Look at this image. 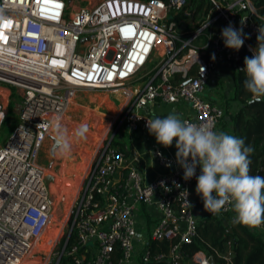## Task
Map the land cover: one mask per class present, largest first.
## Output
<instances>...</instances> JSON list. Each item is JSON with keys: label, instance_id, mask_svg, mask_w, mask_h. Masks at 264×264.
<instances>
[{"label": "built area", "instance_id": "2783aa9c", "mask_svg": "<svg viewBox=\"0 0 264 264\" xmlns=\"http://www.w3.org/2000/svg\"><path fill=\"white\" fill-rule=\"evenodd\" d=\"M205 1L203 13L192 0H0V128L5 87L23 92L17 124L0 144V264H142L151 259L150 241L174 240L167 259L179 264L178 245L194 241L202 215L233 220L231 204L212 214L199 196L197 207L199 166L184 180L176 155L163 147L153 158L165 175L147 182L130 167L114 181L131 147L112 141L117 133L147 131L150 104L183 103L192 113L184 120L218 131L223 112L204 97V87L220 61L241 70L240 51L252 54L249 40L264 15L253 0ZM229 24L247 37L238 51L224 47L221 30ZM79 89L110 96L118 108L115 129L89 167L65 235H49L55 176L40 165L39 152ZM151 207L157 216L141 235L136 215ZM247 228L264 238V224ZM228 252L214 253L230 264ZM204 256L199 251L191 260L210 264Z\"/></svg>", "mask_w": 264, "mask_h": 264}, {"label": "clouds", "instance_id": "9594fccd", "mask_svg": "<svg viewBox=\"0 0 264 264\" xmlns=\"http://www.w3.org/2000/svg\"><path fill=\"white\" fill-rule=\"evenodd\" d=\"M207 26L208 21L205 28ZM257 31L258 48H249L252 56L245 57L244 68L240 70L246 75L243 84L251 94L250 102L264 98V26ZM221 38L225 48L238 51L247 37L242 28H233L229 24L221 30ZM146 127L149 134L155 136L156 143L165 148L175 141L176 162L183 169L184 180L196 175L199 166L195 191L201 197L205 211L218 214L226 204H231L235 224L249 228L264 224V176L249 174V154L253 150L245 145L243 138L214 131V126L207 122L197 124L181 120L174 113L147 119ZM88 131L87 124H81L74 135L86 139ZM55 132L58 151L69 153L72 145L67 130L57 123ZM181 194L189 205L187 190Z\"/></svg>", "mask_w": 264, "mask_h": 264}, {"label": "rangeland", "instance_id": "374dc122", "mask_svg": "<svg viewBox=\"0 0 264 264\" xmlns=\"http://www.w3.org/2000/svg\"><path fill=\"white\" fill-rule=\"evenodd\" d=\"M5 88L6 91L2 93V96L6 106V116L4 118L6 122L0 128V144L17 124L23 94L21 89L13 86H6ZM115 106H117L116 103L111 100L107 93L77 90L75 99L66 114V120L61 125L69 134L72 145L71 151L67 154H61L57 147L53 148L52 138L56 139L55 128L50 137L44 142L39 152L38 161L51 177L55 176L50 188L55 210L48 231L49 235L58 231L65 235L73 201L77 195L81 194V189L84 188L85 176L89 171V167L92 169L101 152L102 144L105 143L106 138H109L115 129V125L111 126L117 115ZM81 124H87L88 126L89 131L86 134V139L74 135L75 129ZM123 137L122 135L118 139H123ZM124 138L126 139V137ZM47 239L43 243L47 242ZM202 252L205 254L204 260L211 256L204 251ZM228 254L227 251L226 255ZM191 264L199 263L191 262Z\"/></svg>", "mask_w": 264, "mask_h": 264}, {"label": "trees", "instance_id": "16d2710c", "mask_svg": "<svg viewBox=\"0 0 264 264\" xmlns=\"http://www.w3.org/2000/svg\"><path fill=\"white\" fill-rule=\"evenodd\" d=\"M197 11L206 12L209 4L205 0H192ZM257 10L264 15V0H253ZM254 49L256 38L249 40ZM252 54L244 47L240 51V66L244 68L245 57ZM246 75L240 70L234 73V100L241 104L235 115L231 117L232 134L244 139L245 145L253 150L249 154L251 161L250 175L264 176V98L258 102H250L251 94L244 88ZM6 122V119L4 120ZM3 122V124H4ZM2 124V125H3ZM114 145L120 143L114 140ZM197 207L201 204L200 197L196 196ZM224 223L227 226H224ZM177 241H150L147 249L151 259L142 264H171L167 259L171 247ZM199 251L213 256L219 264L222 259L215 255H226L230 251V264H264V238L249 231L246 226L235 224L229 217L202 215L197 224V236L191 244L178 245V263L191 264V259ZM164 255V260H155L154 256Z\"/></svg>", "mask_w": 264, "mask_h": 264}, {"label": "crops", "instance_id": "0c3cea01", "mask_svg": "<svg viewBox=\"0 0 264 264\" xmlns=\"http://www.w3.org/2000/svg\"><path fill=\"white\" fill-rule=\"evenodd\" d=\"M234 67L225 61H220L214 71L212 72L207 85L204 87V97L222 109L223 119L217 132L223 131L232 134L231 117L237 113L241 104L234 100ZM112 100V99H111ZM117 108V106H115ZM118 110V108H117ZM144 112L149 118L160 117L163 118L169 113H174L179 116L181 120L191 116V110L183 103L175 105H162L153 103L145 107ZM118 134L115 139L118 142ZM126 137V139L124 138ZM123 141L129 144L130 151L127 153L125 164L118 174L114 177V181H118L121 176L126 174L130 167L138 169L143 175L145 181L151 182L159 176L165 175L167 171L157 165L153 158L154 149L163 146L156 143L154 135L149 134V131L134 132L131 135H124ZM121 138V136L119 137ZM171 155H176L175 141L167 148L163 147ZM157 216L155 207L143 209L136 215L138 222V231L140 234L148 232L150 223ZM149 224V227L147 226ZM147 227V230L145 228ZM192 262V260H191Z\"/></svg>", "mask_w": 264, "mask_h": 264}, {"label": "water", "instance_id": "95a60500", "mask_svg": "<svg viewBox=\"0 0 264 264\" xmlns=\"http://www.w3.org/2000/svg\"><path fill=\"white\" fill-rule=\"evenodd\" d=\"M83 41H85V39H83V40L81 41V43H82ZM257 48H258V45L256 44V45L254 46V49H257ZM52 141H53V148H55V147H56L55 139L52 138ZM50 182H52L51 179L47 180L46 183L49 184ZM224 226L226 227L227 224L224 223ZM208 261H209L210 264H216V262L214 261V259H213L212 257H209V258H208Z\"/></svg>", "mask_w": 264, "mask_h": 264}]
</instances>
